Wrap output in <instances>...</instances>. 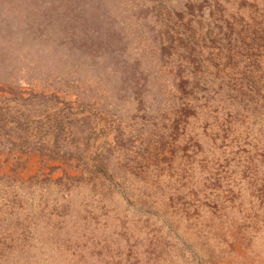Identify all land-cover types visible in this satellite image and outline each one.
I'll use <instances>...</instances> for the list:
<instances>
[{
  "label": "rangeland",
  "instance_id": "rangeland-1",
  "mask_svg": "<svg viewBox=\"0 0 264 264\" xmlns=\"http://www.w3.org/2000/svg\"><path fill=\"white\" fill-rule=\"evenodd\" d=\"M0 264H264V0H0Z\"/></svg>",
  "mask_w": 264,
  "mask_h": 264
}]
</instances>
